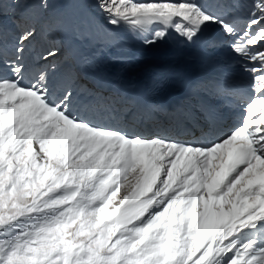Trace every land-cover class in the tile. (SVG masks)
<instances>
[{
	"label": "snow or ice",
	"instance_id": "1",
	"mask_svg": "<svg viewBox=\"0 0 264 264\" xmlns=\"http://www.w3.org/2000/svg\"><path fill=\"white\" fill-rule=\"evenodd\" d=\"M6 2L19 0H0V33ZM239 6L94 0L105 28L146 46L170 32L231 38L251 89L240 121L206 141L130 131L129 114L81 89L75 70L30 69L34 28L11 60L0 54V264H264V0H245L243 27Z\"/></svg>",
	"mask_w": 264,
	"mask_h": 264
},
{
	"label": "bare ground",
	"instance_id": "2",
	"mask_svg": "<svg viewBox=\"0 0 264 264\" xmlns=\"http://www.w3.org/2000/svg\"><path fill=\"white\" fill-rule=\"evenodd\" d=\"M55 2H60V1L59 0H52V2L49 4L50 5V9L48 11H50V10H52L54 8ZM75 2H77V0ZM58 6H61V4L56 5L55 8L57 9ZM84 11H86V10H84ZM74 14L75 13L73 11V16H74ZM57 16L58 15H56L55 17H57ZM73 16H71V21H72V17ZM90 29H91V31H94V32L98 33L99 38L105 36L104 31H106V28L102 24H100L98 20L93 24V26L90 27ZM139 43H140L141 46L145 47L143 52L145 53V55H147L148 51L152 49V46L144 45L143 41H141ZM155 45H157V43ZM121 46L124 47L125 49L132 50L129 53H135V52L137 53V52H139L138 48H135L134 44L131 43V42H121ZM154 48H155V54L161 55V54H163L165 52L164 48L163 49H157L155 46H154ZM89 50L91 51V50H93V48H90ZM158 60L161 61V58L159 57ZM140 61L142 62V65H144L143 61L139 57L133 58V60L130 61V65L134 68L137 76H139V77L144 76L147 79H149L150 75H148V74L152 75V72L154 70L153 69L154 65L153 64H147L145 69H141L138 66H135Z\"/></svg>",
	"mask_w": 264,
	"mask_h": 264
},
{
	"label": "rangeland",
	"instance_id": "3",
	"mask_svg": "<svg viewBox=\"0 0 264 264\" xmlns=\"http://www.w3.org/2000/svg\"><path fill=\"white\" fill-rule=\"evenodd\" d=\"M23 1V0H22ZM26 1H30V0H26ZM39 2V5L41 6V0H38ZM47 1V0H46ZM72 0H67V4H69L70 2H71ZM82 1V0H81ZM48 3V2H47ZM81 3H83V2H81ZM81 8H82V10L84 9V10H86L88 13H92L93 11H95V7H94V0H90V2H89V7L87 8L84 4L83 5H81ZM41 9L42 10H45L46 8H42L41 7ZM97 13V12H96ZM79 14L80 15H82L81 14V11L79 12ZM67 15V14H66ZM49 26L50 27H54L53 26V24H51V23H49ZM108 29V33H113L112 31L114 30L116 33L119 31V32H121V29H109V28H107ZM124 31V30H123Z\"/></svg>",
	"mask_w": 264,
	"mask_h": 264
}]
</instances>
